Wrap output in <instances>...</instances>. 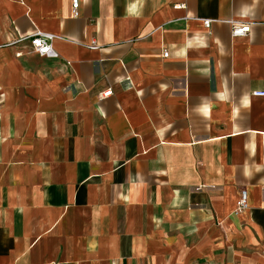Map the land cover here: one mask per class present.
<instances>
[{
    "label": "crops",
    "instance_id": "0c3cea01",
    "mask_svg": "<svg viewBox=\"0 0 264 264\" xmlns=\"http://www.w3.org/2000/svg\"><path fill=\"white\" fill-rule=\"evenodd\" d=\"M231 20L254 23L233 37ZM36 30L60 58L17 41ZM254 91L264 0H81L78 17L72 0H0V264H234L264 247Z\"/></svg>",
    "mask_w": 264,
    "mask_h": 264
},
{
    "label": "built area",
    "instance_id": "2783aa9c",
    "mask_svg": "<svg viewBox=\"0 0 264 264\" xmlns=\"http://www.w3.org/2000/svg\"><path fill=\"white\" fill-rule=\"evenodd\" d=\"M81 0H72V16L78 17L79 16V8H80ZM183 6V5H180ZM217 20L213 19H205L204 24L206 28H210L212 23ZM230 23L232 24V36L233 37H245L247 36L250 31L251 27L254 22H242L239 20H231ZM58 38L53 33L44 32L41 30H36L31 34H26L21 36L17 41H30L33 49L39 53L41 56L49 57V58H60L61 55L58 50L55 48V40ZM96 47V45H94ZM21 53H19L20 55ZM164 57L169 56V52H164ZM113 90L110 88L109 90L105 91L102 95L104 97H108L112 95ZM254 95L256 96H264V91H254ZM249 207L248 201V192L245 188L241 189L240 191V198L237 202L236 206V214H240L244 212Z\"/></svg>",
    "mask_w": 264,
    "mask_h": 264
},
{
    "label": "rangeland",
    "instance_id": "374dc122",
    "mask_svg": "<svg viewBox=\"0 0 264 264\" xmlns=\"http://www.w3.org/2000/svg\"><path fill=\"white\" fill-rule=\"evenodd\" d=\"M250 239L249 247H234V251H237V256H232L234 264H238V261L239 264H264V247L258 240Z\"/></svg>",
    "mask_w": 264,
    "mask_h": 264
}]
</instances>
